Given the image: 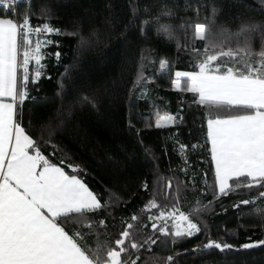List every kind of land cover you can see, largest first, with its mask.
<instances>
[{
  "label": "trees",
  "instance_id": "trees-1",
  "mask_svg": "<svg viewBox=\"0 0 264 264\" xmlns=\"http://www.w3.org/2000/svg\"><path fill=\"white\" fill-rule=\"evenodd\" d=\"M25 14L31 26L48 23L59 30L33 37L34 43L52 41L42 48L41 79L54 76L58 90L28 95L18 120L34 140L43 136L47 143L40 142L39 150L50 163L77 175L106 205L88 214L84 226L65 225L66 231L90 233L85 242L95 248L115 247L128 230L129 264H168L170 256L172 264H264V244L243 247L264 241V188H238L217 198L206 139L207 119L215 113L171 83L175 70H197L203 58L197 52L207 42L194 38L190 44L192 25L228 36L256 24L248 39L255 51L264 49V0H18L11 10L0 5V16L15 22ZM161 24L172 25V32L162 33ZM166 59L169 65L161 70ZM165 115L176 122L156 128ZM153 201L157 208H149ZM174 208L201 231L185 238L153 233L149 217ZM149 236L157 243L146 244ZM209 241L232 247L206 248Z\"/></svg>",
  "mask_w": 264,
  "mask_h": 264
},
{
  "label": "snow or ice",
  "instance_id": "snow-or-ice-1",
  "mask_svg": "<svg viewBox=\"0 0 264 264\" xmlns=\"http://www.w3.org/2000/svg\"><path fill=\"white\" fill-rule=\"evenodd\" d=\"M17 2L0 0V5L11 10ZM212 15H216V9ZM257 27L250 24L225 36L223 30L213 33L204 24L195 25V38L207 42L202 53L197 52L203 58L195 64L197 70L176 71L171 81L175 90L198 96V103L215 113L207 119L206 139L211 146L217 198L238 188H264V49L255 51L248 39V33ZM42 33L59 34V30L48 23L31 26L28 14L21 22L0 18V264H129L128 230L115 240V247L97 244L95 248L85 242L90 233L73 229L70 235L66 231L65 225L84 226L88 214L106 205L77 175L50 163L39 150V143L45 142L43 136L34 140L18 120L20 108L29 98L30 63L35 65L32 83L44 75L42 48L52 41L36 39L34 43L33 37ZM55 56L59 60L60 53ZM168 65L169 61L163 60L160 69ZM220 110L228 114L222 116ZM169 122L174 124L176 118L165 115L155 127H168ZM167 187L171 189V183ZM260 196L264 197V191ZM157 207L154 201L149 204V208ZM149 220L153 221V233L161 236L185 238L201 231L178 208L160 211ZM127 227L131 229L132 224ZM145 243L154 245L157 240L149 236ZM262 244L264 241L250 242L243 247ZM130 247L138 251L136 243ZM205 247L223 250L232 245L209 241ZM167 261L172 264L173 257Z\"/></svg>",
  "mask_w": 264,
  "mask_h": 264
},
{
  "label": "rangeland",
  "instance_id": "rangeland-1",
  "mask_svg": "<svg viewBox=\"0 0 264 264\" xmlns=\"http://www.w3.org/2000/svg\"><path fill=\"white\" fill-rule=\"evenodd\" d=\"M194 38H195V25H192L191 42H193ZM33 72H34V62L30 63V65H29L30 79H29V83L27 86V92H28L29 96H31V95L40 96V95H43L44 93H53V92H56L58 90V87L55 83V77L54 76H49V77H45L42 79L40 78L37 83H32L31 76H32Z\"/></svg>",
  "mask_w": 264,
  "mask_h": 264
},
{
  "label": "clouds",
  "instance_id": "clouds-1",
  "mask_svg": "<svg viewBox=\"0 0 264 264\" xmlns=\"http://www.w3.org/2000/svg\"><path fill=\"white\" fill-rule=\"evenodd\" d=\"M159 30L165 35H167L172 32L173 28L170 24H161L159 25Z\"/></svg>",
  "mask_w": 264,
  "mask_h": 264
},
{
  "label": "crops",
  "instance_id": "crops-1",
  "mask_svg": "<svg viewBox=\"0 0 264 264\" xmlns=\"http://www.w3.org/2000/svg\"><path fill=\"white\" fill-rule=\"evenodd\" d=\"M0 18H9V17H3V16H0ZM15 22V21H14ZM191 29H192V26H191ZM194 41V39H193ZM190 44L192 45L193 42H191V31H190ZM176 71H194V70H182V69H177L174 71V79H175V72ZM57 166V165H56ZM79 178V177H78ZM80 179V178H79ZM83 182V181H82ZM87 186V185H86ZM88 187V186H87ZM90 190V189H89ZM217 190H218V187H217ZM91 191V190H90Z\"/></svg>",
  "mask_w": 264,
  "mask_h": 264
}]
</instances>
